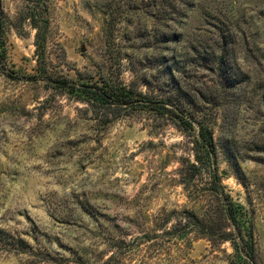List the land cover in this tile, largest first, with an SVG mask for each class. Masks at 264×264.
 <instances>
[{"label": "rangeland", "instance_id": "rangeland-1", "mask_svg": "<svg viewBox=\"0 0 264 264\" xmlns=\"http://www.w3.org/2000/svg\"><path fill=\"white\" fill-rule=\"evenodd\" d=\"M27 4L0 0V264H242L171 217L208 209L219 224L208 176L189 193L178 173L195 162L193 133L89 107L53 82L103 78L147 83L206 122L221 184L245 210L250 264H264V0H48L46 75L20 21Z\"/></svg>", "mask_w": 264, "mask_h": 264}, {"label": "trees", "instance_id": "trees-1", "mask_svg": "<svg viewBox=\"0 0 264 264\" xmlns=\"http://www.w3.org/2000/svg\"><path fill=\"white\" fill-rule=\"evenodd\" d=\"M27 3L20 21L28 23L35 31L34 46L39 72L42 75H46L44 53L46 35L49 29L48 0H27ZM1 15L2 11L0 10V63L4 67L5 53L3 49L4 39ZM160 18L163 19L164 16L161 15ZM160 35L165 38L162 33ZM222 58L223 55L219 59L214 56L215 62L219 63V65L223 60ZM169 61L175 62V58L172 57L163 63V75L167 80L164 83L172 82L173 80L169 66L167 65ZM1 72L9 77L4 68H2ZM236 75L234 73L229 74L230 80H233ZM53 82L58 88L63 89L69 95L77 97L89 107L145 111L153 114L156 118L169 120L184 134L193 133L194 140L191 142V150L195 162L185 161L187 163L185 168L190 172L187 177H185L183 163L181 164V168L178 169V173L186 187L185 190L189 193L196 189L197 185H194L196 182L195 177L200 176L202 178L205 174L208 176V181L204 183L208 187L204 190L209 194L210 199L213 198V201L216 202L215 214L219 217L220 226L216 224L214 214L209 212L208 209L204 211V218L198 217L196 214L186 210L173 212L171 217L174 218L178 225L184 222V227H191V232L195 231L199 237L206 238L213 244L230 243L238 262L250 264L254 261V241L251 230L246 225L245 210L242 206L233 202L221 184V179L217 174L215 144L211 130L206 125V122L198 121L194 114L182 106H174L169 99L159 100L155 98L156 96L154 97L153 93H150L147 83L140 85L145 87V91H143L139 89V85L131 87L104 78L95 82L87 80L72 82L66 79H56ZM182 102L192 106L191 99L186 97V95L185 99H182ZM212 203L210 202L207 207H210ZM219 233L220 235H218ZM215 236L219 239L214 240Z\"/></svg>", "mask_w": 264, "mask_h": 264}]
</instances>
